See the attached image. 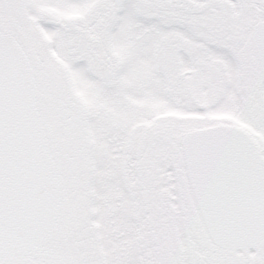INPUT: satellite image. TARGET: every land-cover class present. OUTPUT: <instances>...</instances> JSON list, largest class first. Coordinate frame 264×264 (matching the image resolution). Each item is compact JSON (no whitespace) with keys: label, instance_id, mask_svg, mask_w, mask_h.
<instances>
[{"label":"snow or ice","instance_id":"6c2138e0","mask_svg":"<svg viewBox=\"0 0 264 264\" xmlns=\"http://www.w3.org/2000/svg\"><path fill=\"white\" fill-rule=\"evenodd\" d=\"M0 264H264V0H0Z\"/></svg>","mask_w":264,"mask_h":264}]
</instances>
